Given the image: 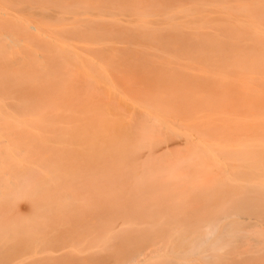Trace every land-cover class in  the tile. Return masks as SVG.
Here are the masks:
<instances>
[{"label":"bare ground","instance_id":"6f19581e","mask_svg":"<svg viewBox=\"0 0 264 264\" xmlns=\"http://www.w3.org/2000/svg\"><path fill=\"white\" fill-rule=\"evenodd\" d=\"M67 240L264 264V0H0V264Z\"/></svg>","mask_w":264,"mask_h":264},{"label":"rangeland","instance_id":"374dc122","mask_svg":"<svg viewBox=\"0 0 264 264\" xmlns=\"http://www.w3.org/2000/svg\"><path fill=\"white\" fill-rule=\"evenodd\" d=\"M52 237L53 236H49V237L45 236V238H44V236H39V237L37 236V238H38L37 241H39V239L40 240L43 239V241L50 242V241L54 240L53 239L54 237L53 238ZM58 237L60 239V236H58ZM59 239H57V240H59ZM61 239H62V237H61ZM34 240H36V237ZM64 240H66V239H64ZM68 240L65 242V244L69 243L68 244L69 246H61L60 245L58 247H55V246L52 247V246H48V244L45 243L46 245H42V248L40 247V249H43V252H41V253L38 252V254L37 253H33V254L29 253L28 254L26 251H22V252H19L17 255L15 254L14 257L8 258V259L4 260V262L3 261L2 262H3V264H30L34 261L41 260L47 256L50 258L56 257V259H58V258L61 259L62 257H64V253H65V255L68 253L71 254L69 257H73V258L79 257V259H84L85 257H87L91 253V251H93V250H84V248L87 249L86 246H82V248L77 247V246H73L72 245L73 243H71V241H68ZM61 247H64V248H61ZM262 262H264V261H262ZM236 264H242V263L238 262ZM247 264H260V263L256 262L255 260H252V261L248 262Z\"/></svg>","mask_w":264,"mask_h":264}]
</instances>
